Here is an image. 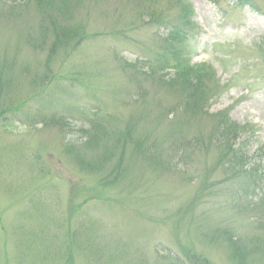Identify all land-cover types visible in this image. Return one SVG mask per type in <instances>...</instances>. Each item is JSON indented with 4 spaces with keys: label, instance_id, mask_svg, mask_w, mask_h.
Instances as JSON below:
<instances>
[{
    "label": "rangeland",
    "instance_id": "obj_1",
    "mask_svg": "<svg viewBox=\"0 0 264 264\" xmlns=\"http://www.w3.org/2000/svg\"><path fill=\"white\" fill-rule=\"evenodd\" d=\"M187 1L197 89L123 59L158 56ZM254 1L0 0V264H264Z\"/></svg>",
    "mask_w": 264,
    "mask_h": 264
},
{
    "label": "trees",
    "instance_id": "obj_2",
    "mask_svg": "<svg viewBox=\"0 0 264 264\" xmlns=\"http://www.w3.org/2000/svg\"><path fill=\"white\" fill-rule=\"evenodd\" d=\"M12 1V0H11ZM165 47V46H164ZM165 58H167L168 60L166 61V65H172V67H174V69H175V77H178L177 79H174V80H172L173 81V83H175L176 81H178V80H180L181 78H184V79H187V81L188 80H196L197 82H196V84H194V83H190L189 85L191 86V89L193 88V87H195V89H197V84L199 83V80H201V78L203 77V79L206 77L207 78V71L206 70H203V68L202 67H194V68H192V67H190V66H188V65H186V64H184V63H178V64H173V62H172V60L170 59V58H168L167 57V54L165 53ZM171 62H172V64H171ZM157 64H155L153 67H160V66H164V65H161V61L160 62H156ZM130 66L133 68V66H136V65H134L133 64V66L130 64ZM127 67H129V64H127ZM138 67V66H137ZM165 67V66H164ZM140 69V68H139ZM153 71L155 70V68H151ZM141 70V69H140ZM145 75H150V73L148 74V73H145ZM152 78H154L153 76H152ZM203 79L201 80V81H203ZM161 82H164V83H160V82H158L159 84H161V85H165V82L166 81H164L163 80V78L161 79ZM167 85V84H166ZM202 91H204V90H202ZM141 95H142V93H141ZM188 98V97H187ZM189 98L190 99H194V100H196V96H195V94H192L191 93V95L189 96ZM206 99H208V97L206 98ZM206 99H204V100H206ZM228 125L230 126L231 125V123L229 122L228 123ZM235 125V124H234ZM225 127H226V129H228L229 127L228 126H226V124H225ZM225 129V130H226ZM130 131L132 130L131 128L129 129ZM222 133V132H221ZM232 133H233V131H232ZM223 134V133H222ZM224 136L225 135H223V138H224ZM221 137H222V135H221ZM220 137V138H221ZM129 138V135H127V139ZM218 141V143L220 142L219 140H217ZM123 147V146H122ZM124 148V147H123ZM231 152L232 153H234L233 155H231L232 153H227L226 152V154H223V156L221 157V160L223 159V157H225V161L226 160H230V163L229 164H227V162H226V164H227V167L228 166H230V167H232V168H243L245 165V163L247 162V161H249V157H245L244 158V156H243V154L240 152L239 153V151L236 149V150H231ZM223 153H225V151L223 152ZM239 153V154H238ZM229 156H230V158H229ZM228 158V159H227ZM220 160V159H219ZM235 163H237V164H235ZM243 176H248L249 178H251L252 179V183H254V182H256V179L254 178V176H261V175H259L258 173H257V171H256V169L253 167V168H251V169H249V170H244V173H243ZM202 259H200V261H201ZM196 264H199L198 262H196Z\"/></svg>",
    "mask_w": 264,
    "mask_h": 264
}]
</instances>
